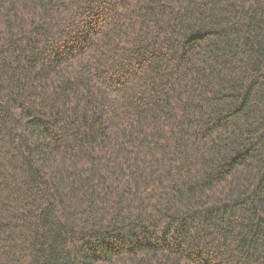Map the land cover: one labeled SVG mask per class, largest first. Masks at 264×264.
Segmentation results:
<instances>
[{
    "label": "trees",
    "instance_id": "16d2710c",
    "mask_svg": "<svg viewBox=\"0 0 264 264\" xmlns=\"http://www.w3.org/2000/svg\"><path fill=\"white\" fill-rule=\"evenodd\" d=\"M0 264H264V0H0Z\"/></svg>",
    "mask_w": 264,
    "mask_h": 264
}]
</instances>
